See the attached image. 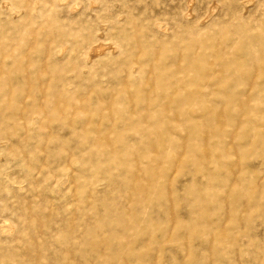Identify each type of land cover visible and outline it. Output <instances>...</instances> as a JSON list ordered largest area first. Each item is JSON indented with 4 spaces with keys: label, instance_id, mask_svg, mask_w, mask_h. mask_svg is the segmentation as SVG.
<instances>
[{
    "label": "rangeland",
    "instance_id": "1",
    "mask_svg": "<svg viewBox=\"0 0 264 264\" xmlns=\"http://www.w3.org/2000/svg\"><path fill=\"white\" fill-rule=\"evenodd\" d=\"M0 264H264V0H0Z\"/></svg>",
    "mask_w": 264,
    "mask_h": 264
},
{
    "label": "bare ground",
    "instance_id": "2",
    "mask_svg": "<svg viewBox=\"0 0 264 264\" xmlns=\"http://www.w3.org/2000/svg\"><path fill=\"white\" fill-rule=\"evenodd\" d=\"M93 48V47H92ZM94 48H95V46H94ZM97 48V47H96ZM95 48V49H96ZM98 51H100V50H98ZM90 52H91V48H90ZM95 54V53H94ZM91 56H93V53H89V56L88 57H91Z\"/></svg>",
    "mask_w": 264,
    "mask_h": 264
}]
</instances>
